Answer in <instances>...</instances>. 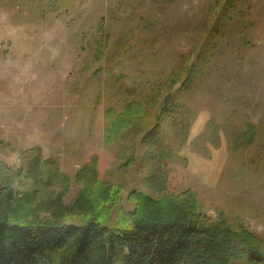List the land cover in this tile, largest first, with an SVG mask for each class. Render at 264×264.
<instances>
[{
  "label": "rangeland",
  "instance_id": "rangeland-1",
  "mask_svg": "<svg viewBox=\"0 0 264 264\" xmlns=\"http://www.w3.org/2000/svg\"><path fill=\"white\" fill-rule=\"evenodd\" d=\"M205 42L202 84L174 95L191 124L181 144L167 138L160 193L142 182L143 136ZM132 98L145 115L109 139L107 110ZM88 164L121 187L126 217L133 190L189 193L210 221L252 234L259 256L232 264H264V0H0V187L68 205Z\"/></svg>",
  "mask_w": 264,
  "mask_h": 264
},
{
  "label": "trees",
  "instance_id": "trees-1",
  "mask_svg": "<svg viewBox=\"0 0 264 264\" xmlns=\"http://www.w3.org/2000/svg\"><path fill=\"white\" fill-rule=\"evenodd\" d=\"M210 44L205 42L200 56L183 71L176 91L161 97L152 126L143 136L147 171L142 182L157 192L164 184L162 162L172 153L167 138L181 144L191 124L188 110L174 95L200 87L207 75L202 61L211 57L207 54ZM147 106L132 98L120 112L109 108L111 118L105 130L109 139L131 128L145 115ZM133 160L126 157L123 166ZM43 163L54 168L47 171L54 180L59 175L54 162ZM62 179L66 186L68 178ZM79 179L84 184L68 205L60 195L36 203L32 192L14 195L7 186L0 187V264H232L242 255L251 259L260 254L245 227L234 230L222 216L210 221L189 193L154 197L133 190L135 205L126 217L118 206L120 186L98 180L91 164L76 175Z\"/></svg>",
  "mask_w": 264,
  "mask_h": 264
}]
</instances>
